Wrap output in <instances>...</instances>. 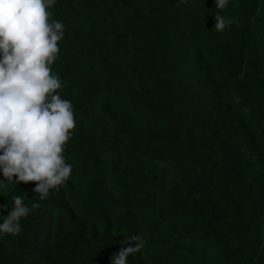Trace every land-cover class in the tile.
Instances as JSON below:
<instances>
[{
  "label": "trees",
  "instance_id": "obj_1",
  "mask_svg": "<svg viewBox=\"0 0 264 264\" xmlns=\"http://www.w3.org/2000/svg\"><path fill=\"white\" fill-rule=\"evenodd\" d=\"M49 11L64 25L50 67L73 107V170L42 201L33 183L0 187L8 210L14 195L41 205L0 235V264H112L130 235L145 243L128 264H264V0Z\"/></svg>",
  "mask_w": 264,
  "mask_h": 264
},
{
  "label": "clouds",
  "instance_id": "obj_2",
  "mask_svg": "<svg viewBox=\"0 0 264 264\" xmlns=\"http://www.w3.org/2000/svg\"><path fill=\"white\" fill-rule=\"evenodd\" d=\"M55 2L0 0V187L5 181L33 183L41 201L59 191L73 170L63 154L76 126L73 107L59 94L64 84L50 67L64 35L63 23L51 19ZM228 2L214 0L221 10ZM214 20L217 31L232 23L219 14ZM25 196L14 195L10 210L0 204V212L7 211L0 217V235H19L21 220L41 207L26 205ZM144 243L139 235L125 237L112 264H128L127 257L140 253Z\"/></svg>",
  "mask_w": 264,
  "mask_h": 264
},
{
  "label": "rangeland",
  "instance_id": "obj_3",
  "mask_svg": "<svg viewBox=\"0 0 264 264\" xmlns=\"http://www.w3.org/2000/svg\"><path fill=\"white\" fill-rule=\"evenodd\" d=\"M124 31H125V30H124ZM125 34H126V36H128V35H131V34H132V32L125 31ZM125 40L128 42V39H127V38H126ZM129 40H130V42H131V43H133V44H134L133 37H129Z\"/></svg>",
  "mask_w": 264,
  "mask_h": 264
}]
</instances>
